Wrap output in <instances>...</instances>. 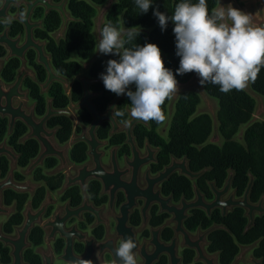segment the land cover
Returning <instances> with one entry per match:
<instances>
[{
    "label": "flooded vegetation",
    "instance_id": "af4514ba",
    "mask_svg": "<svg viewBox=\"0 0 264 264\" xmlns=\"http://www.w3.org/2000/svg\"><path fill=\"white\" fill-rule=\"evenodd\" d=\"M62 2L63 0L59 3L56 0H0V39H5L6 36L10 41L17 42V48H23L27 43V24L31 29V40L43 47L45 56L49 57L51 69L58 77L66 80L68 87L66 88L61 82L52 81L45 90L43 87L49 81V73L46 65L39 62V50L27 47L23 52V58L11 57L12 51L8 49L7 44H0V49L5 51L4 56L0 57V82L6 87L14 85L22 68L25 67L29 75L23 81L21 92L28 94L26 109L33 110L35 120L41 122L46 117L49 101L52 111L68 112L73 117L69 115L52 116L46 121L45 129L48 133H54L53 144L58 153L45 157L41 165L29 172L33 162L37 161L43 153L42 144L36 138L26 140L32 133L31 129L21 121L16 122L15 127L20 122L28 129L19 144L24 145L29 141H36L39 145L38 155L25 168L20 167L21 157L8 143V138L12 136L15 127L10 134V119L0 116L1 120L7 121V135L0 143V147L6 145L7 149L12 150L17 157L14 168V162L8 155L0 156V160L6 159L9 163L8 172L4 177L0 172V185L6 183L12 175L15 185L27 187L25 191L20 192L13 188L2 191L0 264H75L78 259H91L93 264H120L115 255V249L127 237H133L137 243V248L134 250L137 264H220V253L210 251L211 236L217 231L230 234L227 227L223 224L212 223L208 227L199 225L195 229H190L188 223L198 212H202L207 219L211 220L214 213L218 211L225 219L240 208L229 210L225 217L222 208H213L208 213L204 208L185 209L184 206L198 202L197 192L203 197L206 205L213 204L216 196L212 185L218 191H223L229 177L221 189L216 186L215 182H206L212 199L204 194L198 185L209 171L208 169L201 171L205 173L195 180L185 176L181 168H177L168 178H164L162 175L167 169L172 168L175 163L182 164L184 160L191 173L201 172H193L187 158L178 159L170 156L169 162L165 164L162 158L163 145H157L152 140L151 121L133 119L130 115L131 105L125 107L127 125L119 117L114 116L116 125L109 120L103 121L97 127L94 138L98 147L94 155H91L92 148L87 142L78 141L87 135L95 122L94 115L88 108L84 107L79 110L73 108L85 97L84 81L94 82L88 86V91L93 95L91 103L100 115L108 112L110 105L118 96L116 95L105 111L97 108L95 101L102 96V92L95 91L94 87L102 85L103 81L100 78H91L89 71L97 59L103 56L97 53L98 47L92 57L94 60L91 62H89L91 59L83 60L85 62L75 61L72 57L77 54H72L71 61L77 62L81 68L80 73L73 78L64 77L56 71L50 46H60L61 42L65 41L71 23L61 36L63 19L53 6L60 5ZM68 6L69 1L66 11L70 15ZM250 9L252 13H256L257 9L254 4H251ZM21 13H23V18H21ZM54 13L59 15L61 25L58 30L50 32L47 29V21ZM6 16L14 17L10 25L3 22ZM253 19L264 24V13L263 16L261 14L254 16ZM12 60L19 62V68L14 81L8 83L3 80L2 74ZM79 60L82 59L79 58ZM36 69L45 73L46 78L43 82L39 80ZM28 81L37 85L39 95L46 100V112L43 116H38L36 113L37 102L32 98L31 90L26 86ZM76 82H79L82 88V98L79 102H74L72 99V90ZM56 84L62 86L64 94L70 101L64 109H56L54 99L50 96ZM129 90L134 92L136 89L134 85H131ZM127 97L124 95L117 105V111ZM84 110L92 118L89 125H85L81 119L80 113ZM62 118L69 120L72 124L71 136L66 142L58 140L60 127H50L51 121ZM163 124L156 132L167 144L169 130L166 139L159 133ZM208 143L223 145V143L222 145ZM78 145L86 146V159L83 162H76L72 158L73 149ZM52 163L54 165L50 166ZM17 174L22 177V180L17 179ZM175 179H186L191 183L192 198H187L185 194H179L178 191L167 193V189ZM8 192L26 198L21 208L16 201L10 205L6 204L5 195ZM233 193L235 191L231 189L222 201H227ZM244 195L242 197L236 195L235 199H243ZM39 197L41 200L36 204V198ZM243 211L244 217L248 220L244 231V234H247L255 227L256 218L259 216H255L254 227L246 232L249 219L246 217V211ZM16 215L22 219L21 223L10 226ZM34 236H39V238H34ZM257 246L258 243L251 246H240V253L232 264L245 249L251 250L246 252L239 264H253V260L261 261L263 264L262 260L253 256ZM248 256H250L249 259H247Z\"/></svg>",
    "mask_w": 264,
    "mask_h": 264
},
{
    "label": "trees",
    "instance_id": "16d2710c",
    "mask_svg": "<svg viewBox=\"0 0 264 264\" xmlns=\"http://www.w3.org/2000/svg\"><path fill=\"white\" fill-rule=\"evenodd\" d=\"M61 1L56 0L58 3ZM107 2L108 0H69L68 10L74 21L69 24L65 41L61 42L60 46H50L54 67L60 75L73 78L80 73V65L71 61L73 53L85 61L92 59L95 55L97 43L94 30L95 20L98 16L97 8L104 6ZM181 2L183 0H152V6L148 12L142 13L136 7L135 0H117L106 16L104 25L111 21L121 30L138 27L140 29L139 36L132 43L126 44L125 47L131 48L134 44L139 46H144L147 43L156 44L161 50L165 67L175 75L180 64V57L176 55V38L173 32L175 25L169 20L166 29L162 31L158 19L153 13L158 10L170 17L174 14L175 6ZM190 2L198 3V0H190ZM219 3L220 0H207L209 13L212 9L217 8ZM60 25L61 20L57 13H54L47 21V29L50 32L58 30ZM4 54L5 51L0 49V57ZM112 59L119 61V56L103 55L99 57L89 71L90 77L100 78L101 73L106 74L107 61ZM30 60L34 62L32 58ZM18 68V61L12 60L8 63L2 74L3 80L12 83ZM37 74L39 80L43 82L46 78L45 73L37 70ZM195 75L194 72L176 75L177 85H188ZM26 86L31 90V96L37 102L36 113L38 116H43L46 112L45 98L39 95L37 85L28 81ZM250 86L253 92L264 99V68H261L256 81L250 82ZM94 90L102 92V96L97 98L95 103L100 111H105L115 99L116 94L106 90L104 84L95 86ZM204 90L210 98L218 102L219 132L224 140L222 146L208 143L213 133V120L208 114L197 113L201 105V98L196 93H186L175 103L169 126L168 143H164L156 132L164 122L157 124L155 121H151L152 140L157 145H163L162 158L165 164L169 162L170 156H174L178 159L187 158L193 172L209 170L198 185L210 199H212V195L209 192L207 181L215 182L216 186L221 189L229 177L230 171H233L232 189L238 197H242L250 183V176H252L254 186L250 201L257 204L264 197V121L251 123L256 111V100L245 90L222 93L218 85L211 83H206ZM50 96L54 99L56 109H64L70 103L60 84L54 85ZM81 98L82 88L80 83L76 82L72 90V99L74 102H79ZM130 104L131 101L127 97L120 104L119 111L125 113V107ZM169 104L170 100H166L162 106L165 117ZM80 115L85 125L92 122V118L86 110L82 111ZM119 119L125 120L126 115ZM244 125H249L244 133L245 145L235 140L240 128ZM50 127H60L58 133L60 142H66L71 136L72 124L67 119L53 120L50 122ZM27 132V127L19 122L12 136L8 138L9 145L21 157L19 165L22 168H25L39 152V145L36 141H29L24 145L19 144L20 139ZM6 135L7 121L0 119V143L4 141ZM72 158L76 162H83L86 159V146H76L73 149ZM53 165L54 163L50 164V166ZM8 167V161L1 159L0 172L3 177L7 174ZM17 179L22 180V177L17 174ZM171 191L183 193L187 198L193 196L191 183L186 179H175L167 189V193ZM25 200L24 196L13 192H8L5 195L6 204L10 205L16 201L19 208L23 206ZM40 200L41 197L36 198V204ZM21 221L20 216L16 215L10 226L20 224ZM212 223L223 224L230 231V234L225 231H217L211 236L210 251L220 253V264H232L240 253V246H251L255 243H258V246L255 248L253 256L262 260L264 264V216L256 218L255 227L247 234H244V231L248 220L244 217V211L241 209L235 210L225 219L217 211L211 220L207 219L202 212H198L189 221L188 227L190 229H195L199 225L208 227ZM34 238H39V236H34Z\"/></svg>",
    "mask_w": 264,
    "mask_h": 264
},
{
    "label": "clouds",
    "instance_id": "9594fccd",
    "mask_svg": "<svg viewBox=\"0 0 264 264\" xmlns=\"http://www.w3.org/2000/svg\"><path fill=\"white\" fill-rule=\"evenodd\" d=\"M136 7L147 13L152 0H135ZM161 30L169 20L175 25L176 55L180 57L179 68L174 75L164 65L159 47L153 43L144 46L134 44L127 48L140 34L138 27L123 30L111 21L101 30L96 47L103 55L119 56V61H107L106 74L101 73L106 90L117 96L127 95L131 101L130 115L144 122L161 124L166 117L162 106L177 92L176 75L196 73L201 85H218L222 93L243 91L255 82L264 68V26H255L252 16L231 5H220L209 13L207 0H190L175 6L174 14L154 11ZM23 18V13L20 14ZM14 17L6 16L3 22L10 25ZM139 29V30H137ZM135 85V91L129 86ZM113 109L112 120L124 117L123 111ZM127 125V120H122ZM137 243L133 237L123 239L115 249L120 264H137L134 250ZM75 264H93L91 259H78Z\"/></svg>",
    "mask_w": 264,
    "mask_h": 264
},
{
    "label": "water",
    "instance_id": "95a60500",
    "mask_svg": "<svg viewBox=\"0 0 264 264\" xmlns=\"http://www.w3.org/2000/svg\"><path fill=\"white\" fill-rule=\"evenodd\" d=\"M69 0H63V2L60 5L53 6V8L58 11L63 19V26L60 32V35L62 36L65 31L67 30L68 24L73 21L71 16L67 13L66 7ZM117 2V0H108V2L101 7H98V16L95 20V38L97 41V45L101 39V30L103 28V25L106 20V16L111 11L114 4ZM251 4H254L256 6V13H252L250 6ZM222 5L224 7H227L228 5H231L232 7L246 13L250 14L252 16V21L255 26H264V24H260L256 21H254L253 17L257 16L258 14H261L263 16L264 13V0H220L219 6ZM218 6V7H219ZM26 30H27V43L23 46V48H17V42L10 41L6 36L5 39H0V44L8 45V49L12 51L11 57L16 56L23 58V52L27 47H34L39 50V62L44 63L48 69L49 73V81L48 83L43 87L45 90L49 87L52 81H57L63 83L66 88L67 82L66 80L58 77L54 71L50 67L49 63V57L45 56L43 52V47L38 46V44L33 43L31 29L26 24ZM29 73L26 71V68L23 67L19 76L16 79V82L14 85L6 87L4 84L0 82V116L3 118L8 117L10 119V134L13 132V129L15 127V124L17 121L23 122L28 128L31 129L32 133L31 135L26 138V140L36 138L40 141L43 147V153L40 156V158L33 162L29 172H31L34 168L42 164V161L47 156H53L56 155L55 153H58L56 146L53 144V136L54 133H48L45 129V123L47 120H49L52 116H61V115H69L68 112H55L52 111L51 108V102L49 101L48 105V114L46 117L41 121L37 122L34 118V112L28 111L26 109V102L28 99L27 93H22L21 88L24 79L26 76H28ZM94 82H87L84 81L85 85V97L84 99L76 106H73L75 109H82L84 107L88 108L91 113L94 115L95 122L92 125V128L87 133V135H84V137L78 139V141L87 142L91 148L92 153L91 155H94L96 153V148L98 147L97 142L94 138V132L97 129V127L103 122V121H111L116 125V122L113 118L112 120V112L114 108H117V105L119 102L123 99L124 95L118 96L117 99L110 105L109 110L106 114L100 115L95 106L91 103V98L93 95H91L88 91V86ZM205 84L201 85L200 83V77L198 76L196 80L188 84L186 86H180L177 90V92L172 96V100L174 103L178 101V99L186 94V93H196L200 96L201 99H204L207 103H209L208 95L206 94L204 90ZM248 94H250L260 105V108L262 110L263 107V100L262 97H260L258 94L252 91L250 83L248 86L244 89ZM71 118H73L71 115H69ZM61 154V151H59ZM2 155H8L14 162V168L16 164L17 157L14 155L12 150L7 149L6 145H3L0 147V156ZM177 168H181L182 173L187 176L188 178L195 180L199 179L205 172H201L199 174H193L191 173L187 168V162L184 160L182 164L177 165L176 163L172 168H169L166 170V172L162 175L164 178H168ZM234 178V172L230 171L229 173V179L227 180V184L223 191H218L215 189L214 185H212V189L216 196V201L211 205H206L203 201V197L197 192L198 195V202L191 205H185V209L187 208H194V207H200L207 209L208 213H210V210L213 208H222L224 216H227V212L229 210H233L235 208H240L246 211V217L249 219V225L247 227L246 232H248L251 228L254 227L255 224V216L258 215L259 217L264 216V197L261 198L260 202L258 204H253L250 201V195L251 191L254 186V178L250 176V183L248 185V188L245 192V195L243 199L236 200L235 196L236 194L233 193L230 198L227 201H222V198L230 192L232 189V182ZM13 188L16 191H25L27 187H20L13 183L12 181V175H10L8 181L2 185H0V207L2 206L1 202V196L2 191ZM251 249H245L242 253V255L235 261L234 264H239V262L243 259V256L246 254V252L250 251ZM212 261V260H211ZM253 264H262L261 261H252Z\"/></svg>",
    "mask_w": 264,
    "mask_h": 264
},
{
    "label": "rangeland",
    "instance_id": "374dc122",
    "mask_svg": "<svg viewBox=\"0 0 264 264\" xmlns=\"http://www.w3.org/2000/svg\"><path fill=\"white\" fill-rule=\"evenodd\" d=\"M98 53V51H97ZM73 60L78 61V62H85L83 60H79V58L77 57V55H73ZM93 59H91L89 62L93 61ZM198 77V75L196 74L195 77L192 79V81L189 83H193L196 78ZM180 86L177 85V88H179ZM210 97L208 96V99ZM263 100V107L262 110L260 108L259 103L256 101L257 106H256V111L253 117V120L251 123L253 122H262L264 121V99ZM32 103V102H31ZM173 113H174V101L172 100V98L170 99V104L168 105V113L166 116V120L165 123L163 124V126L159 129V133L160 135L166 139L167 138V134H168V130H169V126L171 123V119L173 117ZM198 114H208L212 120H213V133L212 136L209 139V142H213L219 145H222V143L224 142L220 132H219V122L217 119V113H218V102L212 98L209 99V103H207L204 99H201V105L198 108L197 111ZM249 125H244L240 128L239 134L235 137V140L243 145H245V141H244V133L245 130L247 129ZM250 256L247 257V259H249Z\"/></svg>",
    "mask_w": 264,
    "mask_h": 264
}]
</instances>
